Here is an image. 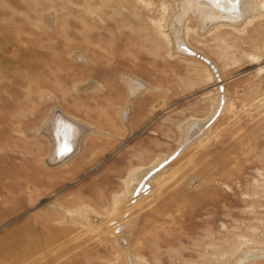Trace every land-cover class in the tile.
Returning a JSON list of instances; mask_svg holds the SVG:
<instances>
[{"label": "rangeland", "instance_id": "1", "mask_svg": "<svg viewBox=\"0 0 264 264\" xmlns=\"http://www.w3.org/2000/svg\"><path fill=\"white\" fill-rule=\"evenodd\" d=\"M189 1L0 0V264H264V9Z\"/></svg>", "mask_w": 264, "mask_h": 264}, {"label": "bare ground", "instance_id": "2", "mask_svg": "<svg viewBox=\"0 0 264 264\" xmlns=\"http://www.w3.org/2000/svg\"><path fill=\"white\" fill-rule=\"evenodd\" d=\"M182 1H185V0H182ZM184 3L185 2H183V4ZM190 3H194L195 5L193 6ZM261 4L262 5L257 6L256 0H234V1L233 0H190L186 6L184 4V6H182L181 8L179 7L180 10H182L181 14L179 13L180 18H178L177 20L175 19V21L171 24V31L173 34L172 36H174L173 40H172V47L174 49H177V52H181V51L186 52V50H183L184 49V44H183L184 42H182V39L180 37L181 34H179V32L176 31V26L178 27L183 22V20H185L184 15L186 14L187 10L190 11L189 10L190 7H194L195 10L197 9L196 10L197 12H199V11L205 12V13L210 12V13L217 14V15L219 13H222V19H225L224 22H222V23H227V24L231 23V25L233 24V25L238 26L239 24L243 23V21L246 18L249 17L250 13H253V12L255 13L256 11L260 12L261 10H263L264 9V1ZM179 6H181V5H179ZM233 10H237V13H233L232 12ZM191 12H193V11H191ZM183 13H185V14H183ZM207 15L208 14H206V16ZM196 22H198V24L200 22L201 26L202 25L205 26V25L211 23V19L204 17L203 19L196 20ZM214 22H216V21H214ZM204 62H206V61H204ZM125 82H126V86H127L130 94L137 93L138 91L142 90V86L140 84H138L137 82L133 81L132 79H129V80L125 79ZM65 118L54 114L52 117H50L49 122L46 124V129H47L46 134H47V137L49 138V141H50L51 147H52V152H51L52 155L50 158L52 162H55L60 157L67 155L71 150H73L75 152L78 151L79 139L85 133L84 129L82 127L74 125L70 120L68 121V119H65ZM212 119H213V117H212ZM212 119L210 118L211 121H212ZM200 127H203V125L202 126H199V125L191 126L190 130L187 132L188 138L197 137V135L202 130V128H201V130H199ZM165 160H167V159H165ZM165 160H163L162 162H164ZM157 165L155 166V168H157L159 166V165L158 166ZM155 168L148 170L147 172L143 173L140 176L139 181L132 188V192L130 193L131 199L128 203H130L131 201H133V203L135 201H137L138 195H140L141 193H144L145 190H147V188H148L147 181L152 176L154 177L155 174L157 175L159 170L163 169V167H162L161 169H159L158 171L153 173L152 171ZM135 191H137L136 194H134ZM111 233L113 234L114 232L111 230ZM257 254H258V258L264 257V250L261 252H258ZM242 261H244V260H242ZM240 263H241V260L239 261L238 264H240Z\"/></svg>", "mask_w": 264, "mask_h": 264}, {"label": "water", "instance_id": "3", "mask_svg": "<svg viewBox=\"0 0 264 264\" xmlns=\"http://www.w3.org/2000/svg\"><path fill=\"white\" fill-rule=\"evenodd\" d=\"M171 160V158H168L167 160H165L164 162H162L157 168H155L152 172L155 173L156 171H158L159 169H161L163 166H165L169 161ZM137 191H135L134 194H136Z\"/></svg>", "mask_w": 264, "mask_h": 264}]
</instances>
